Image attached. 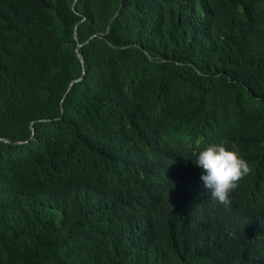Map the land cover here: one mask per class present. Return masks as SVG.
I'll use <instances>...</instances> for the list:
<instances>
[{"label":"trees","instance_id":"trees-1","mask_svg":"<svg viewBox=\"0 0 264 264\" xmlns=\"http://www.w3.org/2000/svg\"><path fill=\"white\" fill-rule=\"evenodd\" d=\"M0 264H264V0H0Z\"/></svg>","mask_w":264,"mask_h":264},{"label":"clouds","instance_id":"clouds-1","mask_svg":"<svg viewBox=\"0 0 264 264\" xmlns=\"http://www.w3.org/2000/svg\"><path fill=\"white\" fill-rule=\"evenodd\" d=\"M227 141L211 144L199 151L189 159L190 165L185 160L170 170L169 185L170 202L176 207V203L182 191L192 182L198 185L197 191L205 195L211 194V198L225 206L231 204L229 199L239 186V181L249 175L251 168L240 155L236 146H227ZM142 176V171L139 170Z\"/></svg>","mask_w":264,"mask_h":264},{"label":"water","instance_id":"water-1","mask_svg":"<svg viewBox=\"0 0 264 264\" xmlns=\"http://www.w3.org/2000/svg\"><path fill=\"white\" fill-rule=\"evenodd\" d=\"M79 43H80V42H76V44H79ZM75 53H76V55L78 56L79 60L82 61V57H81L80 52H79L78 50L75 49ZM79 76H80V75H78V76H76V77H74V78H72V79H77Z\"/></svg>","mask_w":264,"mask_h":264}]
</instances>
